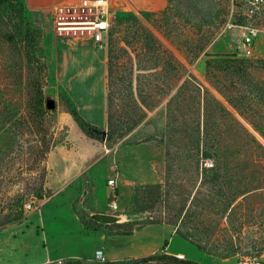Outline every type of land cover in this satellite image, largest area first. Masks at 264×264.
Listing matches in <instances>:
<instances>
[{"label": "rangeland", "instance_id": "obj_1", "mask_svg": "<svg viewBox=\"0 0 264 264\" xmlns=\"http://www.w3.org/2000/svg\"><path fill=\"white\" fill-rule=\"evenodd\" d=\"M244 3L111 8L107 99L118 126L138 112L135 104L145 112L118 139L79 127L60 83L67 59V75L78 73L75 94L96 90L92 57L70 45L82 38L57 31V20L82 12L25 8L36 32L29 56L18 37H5L18 18L0 15V223L13 209L23 216L0 226V264L68 253L91 264H143L162 254L198 264L264 260V36L252 57L242 56L237 12ZM78 63L92 67L90 82L81 81ZM110 176L122 216L105 221L97 216L108 211ZM96 249L105 262L96 261Z\"/></svg>", "mask_w": 264, "mask_h": 264}, {"label": "built area", "instance_id": "obj_2", "mask_svg": "<svg viewBox=\"0 0 264 264\" xmlns=\"http://www.w3.org/2000/svg\"><path fill=\"white\" fill-rule=\"evenodd\" d=\"M245 3L237 12L238 20H242L237 25L240 31V48L242 56L252 57L256 48L258 39L264 36V0H244ZM121 0H69L54 5L51 8L54 16L62 17L66 11L72 8L82 12L79 18L72 20H57V31L70 37L82 38L85 41H91L99 46L105 45L108 28L110 25L111 8L115 5L121 6ZM207 168H212L213 161H205ZM107 186L110 188L111 199L107 203V215L115 217L117 220L122 216L119 214L118 198L119 189L116 187V177L107 179ZM22 207L26 210L33 209L31 203H25ZM94 257L98 262H105V256L102 249L94 251ZM55 264H64L63 260H56ZM234 264H264L261 257H244Z\"/></svg>", "mask_w": 264, "mask_h": 264}, {"label": "crops", "instance_id": "obj_3", "mask_svg": "<svg viewBox=\"0 0 264 264\" xmlns=\"http://www.w3.org/2000/svg\"><path fill=\"white\" fill-rule=\"evenodd\" d=\"M69 0H24L25 8L28 11L35 10H50L54 5L66 2ZM121 6L119 8L123 10H134V11H151L159 12L165 8L166 0H121ZM71 46L74 45L81 49V52L88 54L92 57V64L94 67L96 90H92L87 98H82L78 94H75V91L72 89L71 84H73L74 77H77L78 73H73L67 75L65 70L67 69V59L64 60L63 70L60 75V83L63 89L66 91V94L75 102L76 107L80 115L88 122L98 127H105L107 122V64H108V49L106 45L99 46L97 44H86L85 40L73 39L71 41ZM75 43V44H74ZM77 44V45H76ZM68 49V48H66ZM72 67L70 62L68 63V68ZM76 71L79 72L81 81L83 84L88 83L92 80V67L90 65H84L78 63L76 66ZM93 96H96L95 99H92ZM83 101V102H82ZM113 177V176H110ZM116 179V187L117 185ZM109 188V186H107ZM110 191V188H109ZM107 213V212H106ZM96 234L99 239L103 240L104 235L102 233H93ZM98 247V246H97ZM181 257H184L182 254ZM81 255H75L72 253L64 254L60 257H52L50 254H47L44 259L41 261L33 263H22V264H44L51 263L54 260H75L81 258ZM92 259V257H87L86 260ZM9 262V261H8Z\"/></svg>", "mask_w": 264, "mask_h": 264}, {"label": "trees", "instance_id": "obj_4", "mask_svg": "<svg viewBox=\"0 0 264 264\" xmlns=\"http://www.w3.org/2000/svg\"><path fill=\"white\" fill-rule=\"evenodd\" d=\"M24 10H25L24 0H0V15L2 17L3 16L7 17L9 21L12 18H18V21L14 22L12 31L6 33L5 37L7 38L8 41H13L15 38L18 37L20 42L24 43V51L26 52L27 56H29V54H33V51H34V47H35L34 39H35L36 32L30 27L29 20L26 18ZM122 15L131 16L133 14L130 12H122L121 16ZM205 55L208 57L205 60V65L206 67H209L211 63V61L209 60L210 55L207 53H205ZM108 58H109V53H108ZM107 69H108V66H107ZM108 77H109V69H108L107 79ZM107 100H108L107 122H106L105 128L95 126L91 124L90 122L86 121L78 112L75 102L68 96V102L70 106V111H69L70 115L79 125V127H81L82 129L87 130V131L95 130L97 134L104 131L106 138L108 139H114V138L118 139V137L122 138L126 133L134 129L135 126L145 117L144 110L140 106L135 104L138 112H133L131 114H128L127 119L124 122V126H118V120L114 118V113L111 111V104H109L110 101L109 99ZM139 101L143 106H146V104L141 98H139ZM204 155L205 157H207L208 153ZM22 219H23L22 214L16 213V209H13L12 215L9 216L7 221H3L2 223H0V226H3L6 223H9L12 221H19ZM84 227H86L87 230H92L95 233L104 232L103 230H100L96 227H87L85 226V224H84ZM166 245H167V240L164 239L162 242V247H166ZM158 260H162V261H158ZM149 261H155L157 263H162V264H198L195 261L187 260V259L183 260L181 258H177L176 256L168 255V254H162L160 256H152L151 258L144 260L143 263H146ZM44 264H55V263L51 262V263H44ZM64 264H91V263L82 262L80 260H67L64 262Z\"/></svg>", "mask_w": 264, "mask_h": 264}, {"label": "water", "instance_id": "obj_5", "mask_svg": "<svg viewBox=\"0 0 264 264\" xmlns=\"http://www.w3.org/2000/svg\"><path fill=\"white\" fill-rule=\"evenodd\" d=\"M97 218H100V219H103L105 221H109L111 220L113 217L110 216V215H102V216H97ZM143 264H162V263H157V262H152V261H149V262H146V263H143Z\"/></svg>", "mask_w": 264, "mask_h": 264}, {"label": "bare ground", "instance_id": "obj_6", "mask_svg": "<svg viewBox=\"0 0 264 264\" xmlns=\"http://www.w3.org/2000/svg\"><path fill=\"white\" fill-rule=\"evenodd\" d=\"M179 257H181V255H179Z\"/></svg>", "mask_w": 264, "mask_h": 264}]
</instances>
